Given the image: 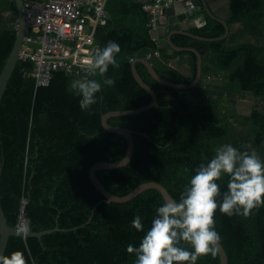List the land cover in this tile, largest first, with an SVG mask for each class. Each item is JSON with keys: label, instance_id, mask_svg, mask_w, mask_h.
Here are the masks:
<instances>
[{"label": "trees", "instance_id": "1", "mask_svg": "<svg viewBox=\"0 0 264 264\" xmlns=\"http://www.w3.org/2000/svg\"><path fill=\"white\" fill-rule=\"evenodd\" d=\"M144 6L109 0L110 17L97 31L101 48L111 41L121 49L116 55L119 67L109 66L106 74L115 80L114 86L105 87L104 78L91 73L74 77L64 72H56L49 85L37 86L33 62L19 59L0 107L2 206L9 225L16 226L26 199L24 210L33 232L56 226L61 230L42 240L11 236L4 255L20 252L25 264H135L127 246H139L165 199L151 189L126 203L101 202L104 196L93 184L90 168L98 162H119L128 149L127 139L107 131L102 117L152 102L134 76L131 58L151 55L149 61L163 78L184 85L194 79L179 67L187 64L194 74L198 68L195 53L171 54L159 46ZM228 23L230 30L239 28L225 39L205 42L173 36L177 46L202 54V79L193 88L162 84L137 62L158 103L137 115L110 118V125L131 129L135 141L128 165L97 172L112 193L125 196L142 183L157 181L178 201L199 166L226 144L239 151L254 149L264 161V0H231ZM17 24L15 1L0 0V74L15 44ZM191 31L221 38L226 28L209 19ZM84 78L102 84L98 102L87 112L80 108L81 97L69 90L73 80ZM250 94L253 112L244 114L238 101ZM218 183L222 192L226 190V177ZM137 215L144 232L131 226ZM214 220L229 264H264V206L249 218L229 217L217 209ZM197 264H221L220 255L201 257Z\"/></svg>", "mask_w": 264, "mask_h": 264}, {"label": "clouds", "instance_id": "2", "mask_svg": "<svg viewBox=\"0 0 264 264\" xmlns=\"http://www.w3.org/2000/svg\"><path fill=\"white\" fill-rule=\"evenodd\" d=\"M120 51V46L111 41L97 48L87 60L85 71L103 77L105 87L114 86L115 80L106 74L109 66L119 67L116 55ZM69 90L81 97L80 108L87 112L98 102L102 84L99 79H76ZM225 177L226 190L222 192L218 181ZM261 206H264V161L254 149L239 151L230 144L223 145L210 161L199 166L178 201L166 200L156 209L151 227L139 246L129 244L127 252L134 254L135 264H197L199 258L215 257L218 252L221 238L215 231L217 209L229 217L249 218ZM131 226L138 232L145 231L139 215ZM0 264H25V260L20 252L10 256L0 254Z\"/></svg>", "mask_w": 264, "mask_h": 264}, {"label": "built area", "instance_id": "3", "mask_svg": "<svg viewBox=\"0 0 264 264\" xmlns=\"http://www.w3.org/2000/svg\"><path fill=\"white\" fill-rule=\"evenodd\" d=\"M175 1L150 0L145 4L152 33L159 27L163 10ZM185 1V13L193 19L200 7L191 0ZM108 3L109 0H24L27 30L20 59L33 62L31 75L37 86L49 85L56 72L74 77L88 74L86 62L101 48L97 31L110 17ZM131 61L136 60L131 58ZM207 81H212V77ZM25 205L26 199L16 225L24 232L30 225Z\"/></svg>", "mask_w": 264, "mask_h": 264}, {"label": "water", "instance_id": "4", "mask_svg": "<svg viewBox=\"0 0 264 264\" xmlns=\"http://www.w3.org/2000/svg\"><path fill=\"white\" fill-rule=\"evenodd\" d=\"M16 3L17 9H18V28H17V36H16V41L13 46V49L7 58L6 65L4 66V69L2 73L0 74V107L1 103L4 97V94L7 90L8 83L10 81V78L12 76V73L15 70V67L20 59V52L23 46V41L26 36V30H27V22H26V14H25V8H24V0H13ZM150 1V0H148ZM147 1V2H148ZM193 4L199 7H203L206 14L213 20L218 21L219 23L223 24L226 28V33L223 37L221 38H208V37H203L200 35H197L190 31V29L194 27H201L207 23L205 16L200 17V18H195L194 20L192 19L191 22H188L187 19V14L185 13V10L187 8L186 6V1L185 0H177L175 1L170 7H167L163 10V15L160 18V23L163 26H166L168 23L175 28V30H172L165 38L160 39L159 41V46L163 49H168L169 53L173 54L177 51L181 52H193L197 55L198 57V68H197V73L194 74L191 68H188L186 66H180L179 69L189 78L194 79V81L189 84V85H184V84H178L174 83L170 80H167L163 78L154 68V66L151 64L149 61L151 55H149L147 58L144 59H137L133 63V73L138 81V83L152 96V102L149 105L137 108V109H132V110H119V111H112L108 112L103 115L102 117V124L104 128L113 133L120 134L124 136L127 141H128V149L127 153L124 157L123 160L119 162H98L94 164L90 168V177L93 182V184L96 186V188L99 190V192L104 196L103 201L101 202H106V203H111V202H116V203H126L134 199L135 197L139 196L141 193L147 191V190H157L161 192L162 196L164 197L165 201L166 200H173L174 197L170 194L168 189L160 182L157 181H150L146 183H142L139 186H137L134 190H132L129 194L125 196H119L114 193H112L104 184L103 182L99 179L97 172L101 170H110V169H116V168H121L126 165H128L133 157L134 150H135V141L133 138V131L129 128L125 127H120V126H113L109 124V120L112 117H117V116H132V115H137L142 112H145L147 110L152 109L156 104L158 103V96L156 92L153 90V88L147 84L144 79L141 77L137 70V62H143L150 74L160 83L172 86L178 89H188V88H193L197 86L201 79H202V65H203V58L202 54L195 48L193 47H180L177 46L173 42V36L175 34H183L188 37H192L196 40L200 41H205V42H212L215 40L219 39H225L228 37L230 34V26L226 18H223L219 15L216 14L213 6L211 5V2L209 0H191ZM230 3L231 0H228ZM178 21L180 22V25L175 24V22ZM177 28V29H176ZM153 37L155 39L159 38V34L157 32L152 33ZM253 112V108H250L249 113ZM3 174V160H2V152H1V139H0V189H1V178ZM60 227L56 226L53 229H48L44 230L41 232H33L31 230V227L29 225V229L24 232L20 230L17 226H11L9 225L8 219L6 217V214L3 210L2 206V197H1V191H0V254L4 255L5 250L7 248L9 239L11 236H20L24 238H30V237H36L39 240H42V237L56 232L60 231ZM218 253L220 255L221 259V264H229V258L228 254L224 248V246L220 243Z\"/></svg>", "mask_w": 264, "mask_h": 264}, {"label": "crops", "instance_id": "5", "mask_svg": "<svg viewBox=\"0 0 264 264\" xmlns=\"http://www.w3.org/2000/svg\"><path fill=\"white\" fill-rule=\"evenodd\" d=\"M131 3H141L143 5H145L147 3L148 0H130ZM211 2V5L213 6L215 12L217 15L226 18L227 21L229 19L230 16V3L228 2V0H209ZM205 16L206 21L208 22L209 19H211L205 12L203 7H200V9L196 12L195 17L193 18V20L195 18H200ZM192 19H187L188 22H191ZM180 22L176 21L175 24L180 25ZM207 24V23H206ZM205 24V25H206ZM203 25V26H205ZM201 26V27H203ZM201 27H194V28H201ZM238 26L234 25L231 27L230 32H236L238 31ZM177 29V28H176ZM193 29V28H192ZM190 29V31L192 30ZM172 30H175V28L173 26H171L169 23L166 26H163L161 23L159 24V27L155 30V32H157L159 34V38L157 39V41L159 42L160 39L165 38ZM187 58V56H186ZM178 59H175L173 61V64L176 65L177 64ZM188 68H190L189 65H184ZM244 101L241 99V101H238V107L239 109H241L242 106H244L245 104L243 103Z\"/></svg>", "mask_w": 264, "mask_h": 264}, {"label": "rangeland", "instance_id": "6", "mask_svg": "<svg viewBox=\"0 0 264 264\" xmlns=\"http://www.w3.org/2000/svg\"><path fill=\"white\" fill-rule=\"evenodd\" d=\"M239 100V99H238ZM244 102V106L241 107V111L242 113L244 114H248L249 113V108L250 106H253L255 105V99L253 98V96L250 94V95H247L245 96L244 99H242ZM241 101V99L239 100V102Z\"/></svg>", "mask_w": 264, "mask_h": 264}, {"label": "flooded vegetation", "instance_id": "7", "mask_svg": "<svg viewBox=\"0 0 264 264\" xmlns=\"http://www.w3.org/2000/svg\"><path fill=\"white\" fill-rule=\"evenodd\" d=\"M250 108H253V106H250ZM250 108H249V110H250Z\"/></svg>", "mask_w": 264, "mask_h": 264}]
</instances>
